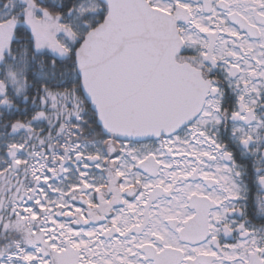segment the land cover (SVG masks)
<instances>
[{
    "label": "snow or ice",
    "instance_id": "obj_1",
    "mask_svg": "<svg viewBox=\"0 0 264 264\" xmlns=\"http://www.w3.org/2000/svg\"><path fill=\"white\" fill-rule=\"evenodd\" d=\"M0 264H264V0H0Z\"/></svg>",
    "mask_w": 264,
    "mask_h": 264
}]
</instances>
